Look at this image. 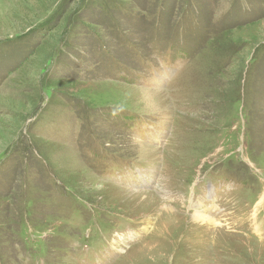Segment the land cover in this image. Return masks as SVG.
I'll return each instance as SVG.
<instances>
[{"label": "rangeland", "instance_id": "rangeland-1", "mask_svg": "<svg viewBox=\"0 0 264 264\" xmlns=\"http://www.w3.org/2000/svg\"><path fill=\"white\" fill-rule=\"evenodd\" d=\"M262 197L264 0H0V264H264Z\"/></svg>", "mask_w": 264, "mask_h": 264}, {"label": "bare ground", "instance_id": "bare-ground-1", "mask_svg": "<svg viewBox=\"0 0 264 264\" xmlns=\"http://www.w3.org/2000/svg\"><path fill=\"white\" fill-rule=\"evenodd\" d=\"M263 200L264 198L262 197L258 204L256 205L257 207L263 203ZM174 212V211H173ZM196 213V212H195ZM258 213V212H257ZM164 214H166V218H165V223H166V226H171L172 224H175L174 222V218H178L175 214L173 213H170V212H165ZM177 220V219H176ZM192 220L194 223H198L200 225H203V226H209V225H213V223L218 226L219 225V222H215L216 220H214V218H212L211 216H209V214L207 213H197L196 215L192 216ZM214 225V226H215ZM252 227H256V232L259 234V235H262V232H261V228L257 225H252ZM207 230V229H206ZM231 237V236H230ZM229 237V238H230ZM247 243H250L247 241ZM259 246H263V244H260Z\"/></svg>", "mask_w": 264, "mask_h": 264}]
</instances>
